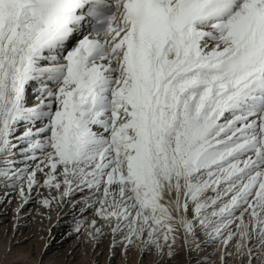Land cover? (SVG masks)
I'll use <instances>...</instances> for the list:
<instances>
[{"label": "snow or ice", "instance_id": "snow-or-ice-1", "mask_svg": "<svg viewBox=\"0 0 264 264\" xmlns=\"http://www.w3.org/2000/svg\"><path fill=\"white\" fill-rule=\"evenodd\" d=\"M0 206L107 264H264V0H0Z\"/></svg>", "mask_w": 264, "mask_h": 264}, {"label": "rangeland", "instance_id": "rangeland-1", "mask_svg": "<svg viewBox=\"0 0 264 264\" xmlns=\"http://www.w3.org/2000/svg\"><path fill=\"white\" fill-rule=\"evenodd\" d=\"M0 214H3V211H0ZM0 220H2L0 223V253L9 245L16 248L19 244L21 247L18 250L24 253L21 259L25 261V264H91L93 259L98 260V264H107L106 245L103 249L104 255L99 257H93L90 249L85 247L74 251L77 242L62 237V233L67 230V225L63 221H61L63 227L52 229L53 238L49 240L47 231L41 232V225L37 219L22 218L19 222V229L15 232L11 211L7 215H0ZM52 223H56L55 219ZM49 246H51L50 249H48Z\"/></svg>", "mask_w": 264, "mask_h": 264}, {"label": "bare ground", "instance_id": "bare-ground-1", "mask_svg": "<svg viewBox=\"0 0 264 264\" xmlns=\"http://www.w3.org/2000/svg\"><path fill=\"white\" fill-rule=\"evenodd\" d=\"M1 207V206H0ZM0 215H4V213L3 214H0ZM21 221V220H20ZM19 221V222H20ZM0 223H2V220H0ZM26 223V222H25ZM51 248V246H49V248L48 249H50Z\"/></svg>", "mask_w": 264, "mask_h": 264}]
</instances>
